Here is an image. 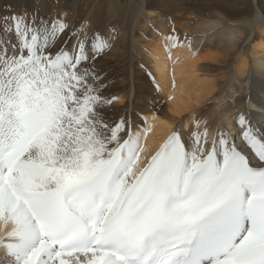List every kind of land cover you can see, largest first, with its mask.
Returning <instances> with one entry per match:
<instances>
[{
	"label": "snow or ice",
	"instance_id": "6c2138e0",
	"mask_svg": "<svg viewBox=\"0 0 264 264\" xmlns=\"http://www.w3.org/2000/svg\"><path fill=\"white\" fill-rule=\"evenodd\" d=\"M10 12L0 17V264H264V125L241 111L209 141L194 116L137 171L144 145L126 115L108 116L118 98L104 95L98 63L118 34Z\"/></svg>",
	"mask_w": 264,
	"mask_h": 264
},
{
	"label": "bare ground",
	"instance_id": "6f19581e",
	"mask_svg": "<svg viewBox=\"0 0 264 264\" xmlns=\"http://www.w3.org/2000/svg\"><path fill=\"white\" fill-rule=\"evenodd\" d=\"M76 1L49 0L48 13L69 20L76 12L75 4H85L86 0ZM136 3L137 16L160 13L167 20L174 17L191 22V25L177 32L166 21L165 29H155L152 38L145 40L146 45L136 51L135 57L131 55L132 60H139L148 69L155 86L153 92L158 93L166 109L160 105L158 113L153 107L151 110L149 98L140 89L135 90L133 84L136 81L131 75L133 67L129 68L128 95L120 94L121 91L112 95L118 99L113 100L115 106L111 105V108L125 107L119 112L118 119L126 114L145 148L135 170H139L142 162L157 150L174 127L183 131L194 116L201 124L193 130H202L206 126L209 141L215 129L222 123L227 126L241 111L246 112L254 124L264 125V14L261 13L264 0H137ZM188 17L191 19H185ZM182 32L192 36H184ZM156 33L161 35L158 37ZM205 36L210 44L200 45V39ZM169 37L178 39L172 41ZM206 47L209 48L207 54L202 56ZM126 54L111 57L120 58ZM122 86L117 84L116 91ZM138 103L143 106L140 117L133 114Z\"/></svg>",
	"mask_w": 264,
	"mask_h": 264
},
{
	"label": "rangeland",
	"instance_id": "374dc122",
	"mask_svg": "<svg viewBox=\"0 0 264 264\" xmlns=\"http://www.w3.org/2000/svg\"><path fill=\"white\" fill-rule=\"evenodd\" d=\"M136 1L137 0H98V1L86 0L84 2L85 4L83 3L82 4L80 3L81 5L77 3L75 4L77 5L75 8L76 12L70 17L68 21L70 23H76V24H79L82 21H88L95 28L114 30V32L118 34L119 39L116 41L115 47L111 50V52L108 53V55L104 56L98 62L99 67L103 69V74L107 78L105 81V83L107 84V89L104 95L106 97L110 96L112 98L116 94V92L119 93L121 91L120 94L122 95L124 94V96H127L128 95L127 92L129 91V88H127L129 86V76H130L129 68L133 67L131 75L136 81L134 82L133 87L135 88L136 91L140 89L139 91L149 98L148 106L149 107L151 106L150 107L151 110H153L152 109L153 107L156 110V113H158L160 109V105L161 108L164 109H166V105L165 103H163V100L159 97L158 93H155V91L153 92L154 90L153 87L155 86L148 72V69L147 68L145 69L140 64L139 60L133 59L134 60L133 61L131 55L135 57L136 51H138L141 46L146 45L145 40L152 38L153 31L155 29H158V31L159 29L160 30L165 29L167 27L165 24L166 21H169L171 28L173 30H176L177 32L181 31L180 28H189L191 22H188L189 23L188 24L186 21H181L175 19L174 17H170L167 20L160 13H158L159 15L154 14V15L145 16V14H140L139 16H137L136 9L138 8V3H136ZM48 2L49 0L48 1L47 0H0V17L11 14L6 9L13 10L17 14H23V11L25 9H27L29 13H31L35 9H39L43 14L45 11L49 12ZM109 12L112 13L109 14ZM48 14L52 16L50 13ZM54 16H57V14H55ZM185 19H191V17ZM249 31H251V34L254 33L252 28H250ZM158 34L157 36L159 37L161 33ZM183 34L184 36L186 35L187 37L192 36V34H189L187 32H182V35ZM205 37L200 39V45L210 44L209 41L207 40L208 38L206 37L205 40ZM122 40H124V42ZM204 42L206 43L204 44ZM245 43H247V41H245ZM208 49L209 48L205 49V51L202 53V56L207 54ZM117 54H126V56L120 58L111 57V55H117ZM203 63L204 65L206 64V62ZM141 74L145 75L146 77L145 76L143 77ZM137 78H139L138 82H137ZM119 83H121L123 86L122 88L118 89V91H116V89L118 88L117 84ZM144 86L146 89L144 88ZM148 87H150V89H148ZM143 89H145V91ZM110 97L109 99H111ZM134 100H136V98ZM112 105H114V103ZM112 108L110 107L108 111V116L111 119L119 120L118 119L120 117L118 116L120 114L119 112L121 110H125V107L124 108L121 107L118 110L116 109V107H112ZM141 108L143 109V106L140 103H138L136 109H133L135 110L133 111L135 112L133 114L138 117L142 116L143 110ZM200 112L204 113V110L200 108ZM125 115L126 114H124L123 116Z\"/></svg>",
	"mask_w": 264,
	"mask_h": 264
}]
</instances>
